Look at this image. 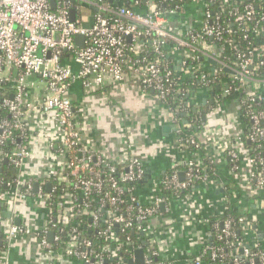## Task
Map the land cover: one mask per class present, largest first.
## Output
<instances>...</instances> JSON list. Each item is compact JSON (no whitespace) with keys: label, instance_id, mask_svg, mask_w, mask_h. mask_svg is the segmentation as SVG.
<instances>
[{"label":"built area","instance_id":"1","mask_svg":"<svg viewBox=\"0 0 264 264\" xmlns=\"http://www.w3.org/2000/svg\"><path fill=\"white\" fill-rule=\"evenodd\" d=\"M194 2L202 9L198 23L181 26L169 18L185 5L160 8L154 0H144L146 11L106 0H0V264H10L9 246L27 234L50 259L61 256L80 264H264V246L253 241L251 217L239 218L248 236L244 240L236 238L231 218L222 221L217 237L235 240L230 255L221 246H208L212 231L218 230L213 216L203 220L208 235L196 250L172 245L177 231L196 229L190 203L197 201L199 186L216 180L222 190L219 214L227 201L225 181L201 174V148L217 165V141L222 144V156L239 174L229 189L232 199L264 200V152L252 155L244 144L245 139L257 148L264 144V108H259L264 0H191L189 5ZM81 8L91 11L88 25ZM77 35L84 37L82 47L75 43ZM173 48L180 54L177 62L169 57ZM188 77L195 90L212 93L206 113L222 111L227 100H236L244 134L227 138L207 131L206 113L196 133L184 130L190 122L182 126L180 119L192 118L186 107L191 89L181 86ZM75 82L86 91L129 82L152 91L167 108L183 156L171 157L172 164L148 195L140 194L146 164L131 141L122 139L112 152L83 138L88 113L73 105ZM169 101H178L174 109ZM192 185V191L178 195ZM166 190L176 195L167 199ZM25 202L40 206L39 227L31 228L21 213ZM175 206L181 207L177 217ZM254 245L258 247L252 250ZM203 250L209 252V262L202 260Z\"/></svg>","mask_w":264,"mask_h":264},{"label":"crops","instance_id":"2","mask_svg":"<svg viewBox=\"0 0 264 264\" xmlns=\"http://www.w3.org/2000/svg\"><path fill=\"white\" fill-rule=\"evenodd\" d=\"M85 9L87 12L81 13L88 18L86 23L88 25L91 23V11ZM201 11V5L194 2L186 4L181 13L169 19L173 21V25L192 26L198 23ZM168 53L176 62L180 59V54L175 48ZM262 89L264 91V85ZM71 97L77 110L82 109L88 113L82 127L83 138L88 144L116 152L122 144V139L133 143V152L144 161L147 168V179L140 190L141 195H148L150 188L158 181V176L172 164L171 157L183 156L176 145L170 114L162 103L155 100L152 91H143L129 82L118 85L107 83L99 90L86 91L75 82L71 87ZM211 101L212 93L205 89H198L193 96V102L197 106L199 104L207 106ZM221 107L222 111H209L204 116L206 130L217 131L227 138L244 134L246 124L237 112L236 100H227ZM221 150L222 144L217 141L216 152L220 155L217 166L223 176L221 179L235 181L236 184L239 174L230 167ZM221 194L222 190L216 180L197 188L194 194L197 201L190 203L192 204L190 208L196 210L193 215L195 220L193 226L196 229H188L187 233L177 231L178 236L172 245L179 251H194L207 239V225L203 220L220 211ZM40 209L38 204L31 202L22 203L20 206L21 213L26 216L27 223L33 229L41 225ZM237 210L240 213L248 211L254 234L264 246V200L261 196L257 199L243 196L238 200ZM179 211L181 207L175 206V217ZM258 231L262 237L258 235ZM8 258L10 264H80L74 259L61 256L50 259L49 253L40 247L32 234L19 235L15 238L9 246Z\"/></svg>","mask_w":264,"mask_h":264},{"label":"trees","instance_id":"3","mask_svg":"<svg viewBox=\"0 0 264 264\" xmlns=\"http://www.w3.org/2000/svg\"><path fill=\"white\" fill-rule=\"evenodd\" d=\"M107 2H109L111 5H121V6H125L127 8L136 10V11H146L148 10L147 5L144 3V0H106ZM155 3L160 7V8H173L174 6H179V7H183L186 4H189L191 2V0H168L167 3H163L162 0H154ZM210 7H213V9H217V6L212 5ZM200 60V59H199ZM166 64H169L173 69L174 66H172V63L168 60V58L164 57L163 60ZM192 83V78L188 77L185 78L182 81L181 86H187L191 89V91L187 94L186 96V102L188 103L190 101V104L186 105L187 110L189 111V113L192 114V118L189 119L188 116H185V118H181L180 119V125L183 126L185 120H189L190 122V126L189 127H184V130H186L188 133H196L197 132V128L198 125L200 124V122H202V115L206 113L207 111V106L206 105H201L199 104L198 106H195V103L193 102V96L194 93L197 92V90L194 89L193 86H191ZM178 103V101H176L174 103V101H169L168 105L174 109V106ZM186 104V103H185ZM259 108H264V96L262 97V99L260 100V104H259ZM178 117H180V113L176 114ZM188 117V119H187ZM247 120V119H246ZM248 121V120H247ZM246 121V122H247ZM249 122H247L248 124ZM244 144L246 147H248L249 149H251L250 154H257L260 153V155L264 152V144L262 143L260 145V147H256L255 143L249 142L248 140H244ZM210 157L211 154L210 152H208L206 149L201 148V151L199 153V158L202 160L201 161V174L204 175H208L210 177H216V178H222V173L220 171V169L218 168L217 165L210 163ZM228 164H229V158H226ZM230 165V164H229ZM7 167L6 163L3 164V168L5 169ZM177 168L179 169H183V166H178ZM170 170L166 171L165 173H169ZM5 172H3L4 174ZM10 174V170L8 172V175ZM225 195L227 197V201L224 203V211L222 213H218L215 216L211 217V223H213V220L217 219L218 220V230L212 231L211 234V239L208 242V246H212V247H218L221 246L224 248V250H226V252L230 255L235 247V240L234 239H218V233L220 232L221 228H222V221L226 218H231L233 221V228H234V232L236 235V238L239 240H244L245 237H248L243 231H242V226L241 223L239 222V218L240 217H245L247 219V221H250V216L248 211H244L243 213H240L237 210V203L238 200L241 198L240 195L236 196L235 199H232V196L229 195V189L230 187H232L233 185H235L233 182H230L229 180L225 181ZM194 185L190 186L187 189L181 190L178 192L179 196H185L188 192L192 191ZM163 195L165 198L169 199L171 197H173L174 194L173 191L170 190H166V191H162ZM210 223V228L212 230V226ZM209 228V229H210ZM249 240L251 241L252 238H249ZM259 245H262L261 241L258 240L257 238H255V240ZM254 245V248L252 250H255L256 247ZM263 246V245H262ZM202 260L205 262H209L210 259V255L209 252L207 251H200ZM240 255L237 254V257H239ZM227 262V260H226ZM243 264H248V263H243Z\"/></svg>","mask_w":264,"mask_h":264},{"label":"water","instance_id":"4","mask_svg":"<svg viewBox=\"0 0 264 264\" xmlns=\"http://www.w3.org/2000/svg\"><path fill=\"white\" fill-rule=\"evenodd\" d=\"M52 6H54V2L52 1ZM70 18H71V20H74V18H75V10L74 9H71V11H70ZM83 39H84V37L82 36V35H77L76 37H75V43L79 46V47H82L83 46ZM181 176H182V173H181ZM5 217H9V213H6L5 214ZM14 222L16 223V224H19V218H15L14 219ZM255 228V227H254ZM258 233V235H260L261 233H260V231H258L257 232ZM52 235V234H51ZM51 235H50V238H51ZM261 237H262V235H260ZM138 254L140 255L141 254V252L139 251L138 252ZM137 262H141V259H140V257L138 258V260H137Z\"/></svg>","mask_w":264,"mask_h":264},{"label":"rangeland","instance_id":"5","mask_svg":"<svg viewBox=\"0 0 264 264\" xmlns=\"http://www.w3.org/2000/svg\"><path fill=\"white\" fill-rule=\"evenodd\" d=\"M189 8H191V6H189ZM193 8L195 9V6H193ZM81 12H87L85 8H81ZM85 16V15H84ZM83 17V23L86 24L87 23V20L88 18L87 17Z\"/></svg>","mask_w":264,"mask_h":264}]
</instances>
